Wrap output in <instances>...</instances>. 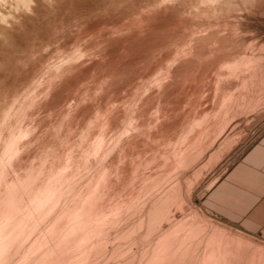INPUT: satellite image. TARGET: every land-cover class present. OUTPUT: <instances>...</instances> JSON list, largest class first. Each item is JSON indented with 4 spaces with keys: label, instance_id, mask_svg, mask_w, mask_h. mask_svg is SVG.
Wrapping results in <instances>:
<instances>
[{
    "label": "rangeland",
    "instance_id": "obj_1",
    "mask_svg": "<svg viewBox=\"0 0 264 264\" xmlns=\"http://www.w3.org/2000/svg\"><path fill=\"white\" fill-rule=\"evenodd\" d=\"M5 1L0 264H264V0Z\"/></svg>",
    "mask_w": 264,
    "mask_h": 264
},
{
    "label": "bare ground",
    "instance_id": "obj_2",
    "mask_svg": "<svg viewBox=\"0 0 264 264\" xmlns=\"http://www.w3.org/2000/svg\"><path fill=\"white\" fill-rule=\"evenodd\" d=\"M2 1H3V0H2ZM4 1H5V0H4ZM7 1H8V0H7ZM22 1H23V3H24V0H22ZM25 1H27V0H25ZM29 1H30V0H29ZM57 1H58V0H57ZM73 1H75V0H73ZM194 1H195V0H194ZM199 1H200V0H199ZM5 2H6V1H5ZM13 2H14V0H13ZM32 2H34V1L32 0ZM32 2H31V3H32ZM41 2H42V0H41ZM69 2H70V1H69ZM75 2H77V1H75ZM29 3H30V2H29ZM57 3H59V2H57ZM81 3H82V2H81ZM1 4L3 5L4 3H1ZM1 4H0V5H1ZM6 4H7V3H6ZM20 4H21V2H20ZM20 4H19V6H21ZM24 4H25V3H24ZM24 4H23V7H24ZM33 4H34V3H33ZM40 4H41V3H40ZM28 5H29V4H28ZM38 5H39V4H38ZM56 5H57V4H56ZM35 6H36V5H35ZM41 6H42V5H41ZM2 7H3V6H2ZM2 7H1V8H2ZM5 7H6V6H5ZM8 7H9V6H8ZM17 7H18V6H17ZM25 7H26V4H25ZM42 7H44V6H42ZM42 7H40V9H42ZM209 7H210V6H209ZM9 8H10V7H9ZM18 8H19V7H18ZM212 8H213V7H212ZM212 8H211V9H212ZM3 9H4V7H3ZM15 9H16V8H15ZM40 9H39V10H40ZM43 9H45V8H43ZM8 10H10V9H8ZM11 10H12V9H11ZM11 10H10V11H11ZM28 10H29V8H28ZM34 10H35V9H34ZM5 11H6V10H5ZM5 11H3V12H5ZM35 11H36V10H35ZM12 12H13V11H12ZM37 12H39V11H37ZM47 12H48V11H47ZM10 13H11V12H10ZM13 13H14V12H13ZM13 13H12V14H13ZM17 13H19V12H17ZM27 13L29 14V11H28ZM45 13H46V12H45ZM49 13H50V12H49ZM0 14H1V13H0ZM5 14H6V13H5ZM19 14H21V13H19ZM28 14H27V15H28ZM40 14H41V13H40ZM50 14H51V13H50ZM24 15H25V10H24ZM32 15H33V14H32ZM35 15H36V14H35ZM41 15H42V14H41ZM41 15H40V17H41ZM51 15H52V14H51ZM2 16H3V15H2ZM12 16H13V15H12ZM25 16H26V15H25ZM29 16H30V15H29ZM29 16H28V18H29ZM42 16H44V15H42ZM49 16H50V15H49ZM49 16H48V17H49ZM54 16H55V14H54ZM4 17H5V16H4ZM6 17H8V16H6ZM30 17H31V16H30ZM34 17H35V16H34ZM14 18H15V17H14ZM17 18H18V17H17ZM23 18H24V17H23ZM36 18H37V17H36ZM52 18H53V17H52ZM52 18H51V19H52ZM3 19H4V18H3ZM19 19H20V18H19ZM25 19H26V18H24V20H25ZM30 19H31V18H30ZM30 19H29V20H30ZM32 19H34V18H32ZM38 19H39V14H38ZM40 19H41V18H40ZM45 19H46V17H45ZM47 19H49V18H47ZM47 19H46V20H47ZM4 20H5V19H4ZM4 20H3V21H4ZM6 20H8V19H6ZM10 20H12V17H11V19H9V21H10ZM24 20H22V21L25 23ZM27 20H28V19H27ZM34 20H35V19H34ZM1 21H2V20H1ZM18 21H19V20H18ZM30 21H32V20H30ZM171 21H172V19H171ZM11 22H12V21H11ZM13 22H14V19H13ZM23 22H22V24H23ZM37 22H38V21H37ZM41 22H42V19H41ZM43 22H48V20L45 21L44 18H43ZM49 22H51V21L49 20ZM3 23H4V22H3ZM7 23H8V22H7ZM9 23H10V22H9ZM14 23H17V24H18L17 21H15ZM26 23H27V22H26ZM26 23H25V24H26ZM35 23H36V22H35ZM35 23H34V24H35ZM55 23H56V22H55ZM55 23H54V25H55ZM58 23H59V22H58ZM4 24H5V23H4ZM11 24L13 25V23H11ZM20 24H21V22H20ZM20 24H19V26H21ZM167 24L169 25V23H167ZM171 24H172V23H171ZM173 24H174V23H173ZM215 24H216V23H215ZM226 24H227V23H226ZM8 25H9V24H8ZM14 25H16V24H14ZM14 25H13V26H14ZM23 25H24V24H23ZM23 25H22V26H23ZM26 25H27V24H26ZM36 25H38L39 28H40L39 23H38V24L36 23ZM46 25H47V23H46ZM168 25H167V26H168ZM224 25H225V24H224ZM9 26H10V25H9ZM27 26L29 27L30 25H27ZM27 26H26V28H27ZM31 26H32V25H31ZM52 26H53V25H52ZM160 26H162V25H160ZM164 26H165V25H164ZM4 27H5V26H4ZM14 27H16V26H14ZM17 27H18V26H17ZM24 27H25V26H24ZM24 27H23V28H24ZM34 27H35V25H34ZM34 27H33V28H34ZM43 27H44V26H43ZM49 27H50V26H49ZM6 28H7V27H6ZM11 28H12V26H11ZM33 28H32V29H33ZM39 28H38V29H39ZM44 28H45V27H44ZM44 28H43V29H44ZM46 28H47L48 30H50L48 27H46ZM52 28H53V27H52ZM16 29H17V28H16ZM16 29H15V31H16ZM19 29H21V28L19 27ZM29 29H30V27H29ZM29 29H27V30H29ZM38 29H37V30H38ZM47 29H46V30H47ZM163 29H165V28H163ZM168 29H169V27H168ZM171 29H172V28H171ZM0 30H1V28H0ZM3 30H5V29L3 28L1 31H3ZM12 30H14V29H12ZM17 30H18V29H17ZM34 30H36V29H34ZM40 30L42 31V29H40ZM46 30H44V31H46ZM85 30H86V29H85ZM159 30H161V29H159ZM172 30H173V29H172ZM1 31H0V32H1ZM6 31H7V29H6ZM19 31H20V30H19ZM22 31H23V29H22ZM30 31H32V30H30ZM30 31H29V34H30ZM8 32H9V30H8ZM8 32H7V33H8ZM20 32H21V31H20ZM32 32H33V31H32ZM35 32H37V31H35ZM46 32H47V31H46ZM215 32H216V31H215ZM218 32H219V31H218ZM4 33H6V32H4ZM11 33H13V32H11ZM11 33H10V34H11ZM21 33H22V32H21ZM23 33H24V32H23ZM38 33H39V32H37V34H38ZM220 33H221V32H220ZM2 34H3V33H2ZM10 34H9V36H10ZM17 34H18V33H17ZM11 35H12V34H11ZM26 35H28L27 32H26ZM4 36H5V35H4ZM4 36H3V37H4ZM12 36H13V35H12ZM15 36H16V34H15ZM20 36H21V35H20ZM7 37H8V34H7ZM13 37H14V36H13ZM18 37H19V34H18ZM18 37H17V38H18ZM14 38H16V37H14ZM84 38H85V37H84ZM0 39H1V38H0ZM18 39H19V38H18ZM21 39H22V38H21ZM21 39H20V40H21ZM89 39H90V38H89ZM22 40H23V39H22ZM87 40H88V39H87ZM205 40H206V39H205ZM214 41H215V40H214ZM69 43H70V41H69ZM81 43H82V42H81ZM213 44H214V43H213ZM20 45H21V44H20ZM87 45H88V44H87ZM204 45H205V44H204ZM206 45H207V44H206ZM77 46H78V45H77ZM87 47H88V46H87ZM81 48H82V47H81ZM208 48H209V47H208ZM6 49H7V48H6ZM72 49H73V48H72ZM74 49L76 50V47H75ZM77 49H78V48H77ZM82 49H83V48H82ZM211 49H212V48H211ZM62 50H63V49H62ZM209 50H210V49H209ZM73 51H74V50H73ZM80 51H81V50L78 49V50L76 51V53H80ZM73 53H74V52H73ZM69 54H70V53H69ZM69 54H68V55H69ZM74 55H75V54H73V56H74ZM79 55H80V54H79ZM79 55H78V57L81 56V55H80V56H79ZM202 56H203V55H202ZM75 57H76V56H75ZM66 58H67V57H66ZM80 58H81V57H80ZM208 58H209V57H208ZM214 58H215V57H214ZM1 59H2V57H1ZM206 59H207V58H206ZM219 59H220V58H219ZM77 60H79V59L77 58ZM202 60H203V59H202ZM208 60H209V59H208ZM5 61H6V60H5ZM218 62H219V60H218ZM246 63H247V62H246ZM245 65H246V64H245ZM245 65H243V66H245ZM37 66H38V65H37ZM240 67H241V66H240ZM153 68H154V67H153ZM234 68H236V67H234ZM241 68H242V67H241ZM236 69H237V68H236ZM36 70H38V69H36ZM40 70H41V69H40ZM233 70L235 71V69H233ZM233 70H232V72H229V73H234ZM150 71H151V70H150ZM236 71H237V70H236ZM236 71H235V72H236ZM202 72H203V71H202ZM144 75H147V74H144ZM144 75H142V76H144ZM228 75H230V74H228ZM228 75H226V77H228ZM142 76H141V77H142ZM202 76H204V75H202ZM198 77H199V76H198ZM200 78H201V77H200ZM205 78H207V77H205ZM205 78L203 77V79H205ZM210 78H211V77H210ZM201 79H202V78H201ZM219 79H220V78H219ZM241 79H242V78H241ZM30 80H31V79H30ZM33 81H34V80H33ZM218 81H219V80H218ZM23 82H24V80H23ZM204 82H205V80H204ZM209 82H211V81H209ZM31 83H32V82H31ZM212 83H213V82H212ZM7 84H8V83H7ZM189 84H190V83H189ZM195 84H196V83H195ZM195 84H194V85H195ZM208 84H210V83H208ZM217 84H218V83H217ZM9 85H10V84H9ZM19 85H21V84H19ZM194 85H193V86H194ZM200 85H203V84H200ZM204 85H205V84H204ZM206 85H207V84H206ZM9 87H10V86H9ZM9 87H8V89H10ZM18 87H20V86H18ZM21 87H24V86L22 85ZM196 87H197V86H196ZM201 87H202V86H201ZM203 87H205V86H203ZM206 87H207V86H206ZM211 87H212V86H211ZM2 88H3V87H2ZM193 88H194V87H193ZM219 88H221V87H219ZM5 89H6V88H5ZM198 89H199V88H198ZM211 89H212V88H211ZM213 89H214V88H213ZM217 89H218V88H217ZM217 89H216V90H217ZM1 90H2V89H1ZM174 90H175V89H174ZM195 90H196V89H195ZM201 90H202V89H201ZM216 90H215V91H216ZM217 91H218V90H217ZM0 92H1V91H0ZM170 92H171V91H170ZM191 92H192V91H191ZM193 92H194V91H193ZM193 92H192V93H193ZM200 92H201V91H200ZM219 92H220V91H219ZM219 92H217V94H218ZM2 93H3V92H2ZM176 93H177V92H176ZM173 94H174V93H173ZM173 94H172V96H173ZM197 94H198V92H197ZM207 94H208V93H207ZM209 94H210V93H209ZM212 94H215V93L213 92ZM0 95H1V93H0ZM178 95H179V94H178ZM192 95H193V94H192ZM208 96H209V95H208ZM210 96H212V95H210ZM167 97H168V96H167ZM199 97H200V96H199ZM201 97H203V96H201ZM215 97H218V96H217V95H216V96L214 95V98H215ZM223 97H224V96H223ZM175 98H176V97H175ZM181 98H182V97H181ZM190 98H191V97H190ZM224 98H225V97H224ZM169 99H170V98H169ZM172 99H173V98H172ZM215 99H216V98H215ZM221 99H222V98H221ZM176 100H178V99H176ZM188 100H190V102H191V99H188ZM192 100H193V99H192ZM213 100H214V99H213ZM217 100H218V98H217ZM217 100H215V101H217ZM166 101H167V100H166ZM204 101H205V100H204ZM206 101H207V100H206ZM206 101H205V104H206ZM211 101H212V100H211ZM222 101H223V100H222ZM170 102H171V101H170ZM183 102H184V101H183ZM183 102H181V106H182V103H183ZM166 103H167V102H166ZM175 103H176V102H175ZM188 103H189V102H188ZM221 103H222V102H221ZM183 104H184V103H183ZM191 104H192V102H191ZM201 104H202V103H201ZM211 104H212V103H211ZM213 104H214V103H213ZM186 105H187V104H186ZM202 105H204V104H202ZM202 105H200V106H202ZM222 105H223V103L221 104V106H222ZM236 105H237V104H236ZM114 106H115V105H114ZM114 106H113V108H114ZM117 106H118V105H117ZM198 106H199V105H198ZM211 106H213V105H211ZM224 106H226V104H225ZM8 107H9V106H7V109H8V110H9V109L11 110V108H10V107L8 108ZM175 107H176V106H175ZM178 107H179V106H178ZM184 107H185V106H184ZM193 107H194V106H193ZM208 107H209V106H208ZM118 108H119V107H118ZM187 108L189 109V107H187ZM202 108H203V106H202ZM204 108H205V107H204ZM221 108H223V106H222V107H219V111H220ZM224 108H225V107H224ZM111 109H112V108H111ZM167 109H168V108H167ZM177 109H179V108H177ZM195 109H196V108H195ZM198 109H201V108L199 107ZM207 109H208V108H207ZM211 109H212V108H211ZM215 109H216V108H213L214 111H215ZM3 110H5V108H4ZM8 110H6V111H8ZM10 110H9V113H10ZM112 110H113V109H112ZM171 110H172V109H171ZM174 110H175V109H174ZM191 110H192V108H191ZM193 110H194V109H193ZM205 110H206V109H205ZM208 110H209V109H208ZM217 110H218V109H216V111H217ZM183 111H184V110H183ZM183 111H182V112H183ZM194 111H196V110H194ZM200 111H202V109H201ZM172 112H173V111H172ZM179 112H180V111H179ZM191 112H192V111H191ZM197 112H198V110H197ZM210 112H212V110H211ZM4 113H5V112H4ZM189 113H190V111H189ZM192 113H193V112H192ZM201 113L203 114V112H201ZM204 113H205V112H204ZM5 115H6V114H5ZM7 115H8V114H7ZM195 115H197V114H195ZM195 115H194V116H195ZM194 116H193V117H194ZM4 117H5V116H4ZM195 117H197V116H195ZM1 119H3V118H1ZM190 119H191V118H190ZM200 119H201V118H200ZM4 120H5V119H4ZM193 121H194V120H193ZM2 122H3V120H2ZM189 122H190V121H189ZM198 122H199V121H198ZM196 123H197V122H196ZM194 124H195V123H194ZM165 125H167V124H165ZM165 125H164V126H165ZM185 125H186V124H185ZM162 126H163V125H162ZM164 126H163V127H164ZM186 126H187V125H186ZM196 126H197V125H196ZM165 128H166V131H167V127H166V126H165ZM165 128H164V129H165ZM199 128H200V127H199ZM202 128H203V127H202ZM202 128H201V129H202ZM12 130H13V129H12ZM17 130H18V129H17ZM196 130H197V128H196ZM0 131H1V130H0ZM170 131H171V130H170ZM170 131H168V132H170ZM16 132H17V131H16ZM197 132H198V131H197ZM19 133H20V132H17V133H15L14 135H18ZM164 133H165V131H164ZM172 133H173V132H172ZM175 133H176V132H175ZM193 133H194V132H193ZM182 134H183V133H182ZM196 134H197V133H196ZM167 135H168V134H167ZM167 135H166V136H167ZM171 135H173V134H171ZM193 135L195 136V134H193ZM194 136H193V137H194ZM176 137H179V136H176ZM176 137H175V138H176ZM187 137H188V136H187ZM175 138L173 137V139H175ZM188 138H189V137H188ZM162 139H163V138H162ZM173 139H169V138H168V141L170 140V142H171V140H173ZM176 139H177V138H176ZM182 139H184V138H182ZM98 140H100V139H98ZM187 140H188V139H186V141H187ZM166 141H167V139H166ZM180 141H181V140H180ZM180 141H179V143H180ZM98 142H99V141H98ZM172 142H173V141H172ZM181 142H182V141H181ZM184 142H185V140H184ZM185 143H186V142H185ZM185 143H184V144H185ZM167 144H168V143H167ZM151 145H152V144H151ZM183 146H185V145H183ZM151 147H153V146H151ZM145 148H146V147H145ZM153 148H154V147H153ZM181 149H182V148H181ZM181 149H180V150H181ZM183 149H184V148H183ZM142 150H143V149H142ZM150 150H151V149H150ZM150 150H149V151H150ZM163 150H164V149H163ZM163 150H162V151H163ZM159 151H160V150H159ZM14 152H15V151H14ZM145 152H146V151H145ZM147 152H148V151H147ZM156 152H157V151H156ZM156 152H154V153L156 154ZM151 153H152V152H151ZM163 153H164V152H163ZM144 154H145V153H144ZM11 155H12V154H11ZM151 155H152V154H151ZM144 156H146V155H144ZM144 156H143V157H144ZM143 159H144V158H143ZM15 161H16V160H15ZM155 161H156V160H155ZM157 162H158V164H160L159 161H157ZM61 163H62V162H61ZM152 163H153V162H152ZM154 163H155V162H154ZM155 164H157V163H155ZM153 165H154V164H153ZM153 165H152V166H153ZM150 166H151V163H150ZM62 167H63V166H62ZM147 167H148V166H147ZM147 167L144 168V169H147ZM59 168H60V167H59ZM155 168L157 169V167H155ZM158 168H159V167H158ZM144 169H143V170H144ZM151 169H152V168H151ZM159 169H160V168H159ZM159 169H158V170H159ZM152 170H153V169H152ZM15 171H16V170H15ZM155 171H156V170H155ZM169 171H170V170H169ZM23 172H24V171H23ZM61 172H62V171H61ZM159 173H161V172L159 171ZM166 173H167V172H166ZM4 174H5V173H4ZM20 174H22V173H21V172H12V174H10V175L12 176V178L14 177V178L12 179V180H13L12 182L14 183V186H16V185H15L16 183H17L18 185H19V184L21 185V183H19V182L22 180V179L20 180V176H21ZM161 174H162V173H161ZM164 174H165V173H164ZM167 174H168V173H167ZM22 175L25 176V174H22ZM26 175H27V174H26ZM152 175H153V174H152ZM5 176H6V175H5ZM24 176H21V177L24 178ZM155 176H156V175H155ZM6 178H7V177H6ZM45 178H46V177H45ZM160 178L162 179V177H160ZM24 179H28V178H24ZM24 179H23V180H24ZM153 179H154V178H153ZM153 179H152V180H153ZM156 179L159 180V178H156ZM46 180H47V179H46ZM10 181H11V180H10ZM10 181H9V182H10ZM150 181H151V180H150ZM154 181H155V180H154ZM7 182H8V181H7ZM12 182H11V184H12ZM158 182H159V181H158ZM9 184H10V183H9ZM11 184H10V185H11ZM23 184H24V183H22V186H24ZM20 185H19V186H20ZM49 185H50V184H49ZM49 185H48V186H44V187H42V188H39V190H43V191H47V192H48L49 190L51 191V189H53V188H52L53 185H52V186H49ZM147 185L150 186V184H147ZM12 187H13V186H12ZM20 187H21V186H20ZM54 187H55V186H54ZM150 187L152 188V185H151ZM17 188H18V187H17ZM147 188H148V187H147ZM12 189H13V188H12ZM14 189H15V188H14ZM16 190H17V189H16ZM55 190H56V189H55ZM55 190H54V191H55ZM14 191H15V190H14ZM24 191H25V189H24ZM31 191H32V190H31ZM31 191H30V193L28 192L29 195L33 193V192L31 193ZM10 192H11V191H10ZM10 192H9L8 194H10ZM12 192H13V190H12ZM13 193H14V192H13ZM16 193H18V191H16ZM26 193H27V192H26ZM26 193H23V195H27V194H28V193H27V194H26ZM52 194H54V192H52ZM21 195H22V194H21ZM47 195H48V194H47ZM49 195H51V194L49 193ZM13 196L16 197L15 194H14V195L12 194V196H9V195H8V197L6 196L7 199L4 200V201L7 202V203H6L7 205L11 202L10 199H11V200L14 199ZM45 196H46V194H45ZM51 196H52V195H51ZM26 197H27V196H26ZM26 197H25V198H26ZM31 197H32V196H31ZM18 198H20V199L22 200V202L24 201L25 204H26V202L28 201V200H27V201H26V200H23V199H24L23 196H21V197H20V196H19V197L17 196V199H18ZM22 198H23V199H22ZM41 198H43V197H41ZM44 198H45V197H44ZM17 199H16V200H17ZM20 199H19V200H20ZM26 199H27V198H26ZM29 199H30V198H29ZM16 200H15V201H16ZM19 200H17V201L20 202L21 200H20V201H19ZM9 201H10V202H9ZM15 201H14V202H15ZM33 201H34V203H35V200H33ZM33 201H32V202H33ZM39 202H40V199H39L38 203H39ZM3 203H5V202H3ZM20 204H21V203H20ZM32 204H33V203H32ZM36 204H37V203H36ZM85 204H86V203H85ZM85 204H84V205H85ZM7 205H6V206H7ZM14 205H15V204H14ZM21 205H22V204H21ZM21 205H20V206H21ZM38 205H39V204H38ZM82 205H83V204H82ZM88 205L91 206L92 204L90 203V204H88ZM10 206H12V204H11ZM15 206H16V205H15ZM20 206H19V207H20ZM34 206H35V205H34ZM36 206H37V205H36ZM86 206H87V205H86ZM80 207H81V206H80ZM93 207H94V206H93ZM12 208H13V207H12ZM72 208H73V207H72ZM67 209H68V208H67ZM84 209H85V208H84ZM84 209H83V207H82V210H84ZM74 210H77V209H74ZM74 210H73V211H74ZM82 210H81V211H82ZM86 210H87V209H86ZM13 211H14V210H13ZM15 211H16V210H15ZM17 211H18V210H17ZM23 211H24V210H23ZM65 211H66V210H65ZM68 211H69V210H68ZM79 211H80V210H79ZM84 211H85V210H84ZM89 211H92V207H91V210H89ZM77 212H78V211H77ZM21 213H22V212H21ZM84 213H85V212H84ZM65 214H66V213H65ZM65 214H64V215H65ZM75 214H77V213H75ZM75 214H74V215H75ZM89 214H90V213H89ZM23 215H24V213H23ZM10 217H11V216H10L9 213H5V212H4V213H3V212L1 213V212H0V237H3V238L5 237V239L7 238V236L5 235V233L2 235V233H1L2 230H1V229H3L2 226L4 227V225L7 224V222H8V220H9ZM19 217H20V216H19ZM23 218H24V217H23ZM64 218H66V217H64ZM29 221H30V220H29ZM29 221H28V222H29ZM9 223H10V221H9ZM57 223H58V222H57ZM7 225H8V224H7ZM26 225H27V224H26ZM49 225H50V224H49ZM56 225H57V224H56ZM57 226H58V225H57ZM24 227H25V226H24ZM55 228H58V227H55ZM53 229H54L53 226L50 227V228L47 227V228H46V232H48V234H49V232H53ZM55 230H56V229H54V231H55ZM3 232H4V229H3ZM39 232H40V231H39ZM56 232H57V231H56ZM7 234H8V233H7ZM4 235H5V236H4ZM10 235H11V234H10ZM50 235H51V233H50ZM40 236H41V235H40ZM51 236H52V235H51ZM64 237H65V235H64ZM82 237H83V236H82ZM67 238H68V237H67ZM36 239H37V238H36ZM65 239H66V238H65ZM0 240H1V239H0ZM13 240H14V239H13ZM64 241H65V240H64ZM64 241H63V243H65ZM66 241H67V239H66ZM32 243H33V242H32ZM56 243H57V242H56ZM58 243H59V242H58ZM77 244H79V243H77ZM3 245H4V244H3ZM31 245H32V244H31ZM31 245H30V246H31ZM1 246H2V245H1ZM9 246H10V245H9ZM30 246H28V247H30ZM55 246H56V245H55ZM76 246H78V245H76ZM56 247H58V245H57ZM2 249H3V248L0 247V253L3 251ZM79 249H80V251H81L80 246H79ZM74 251H75V250H74ZM77 251H78V250H77ZM3 253H4V252H2V254H3ZM2 254H1V255H2ZM76 254H77V253H76ZM1 255H0V259H2V258H1L2 256H1ZM4 256H5V255H4ZM0 261H1V260H0ZM0 263H1V262H0ZM15 264H17V263H15Z\"/></svg>",
    "mask_w": 264,
    "mask_h": 264
}]
</instances>
